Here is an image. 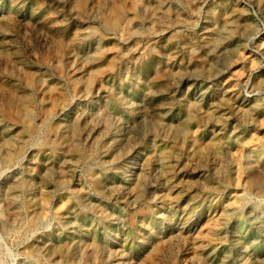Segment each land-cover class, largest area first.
<instances>
[{"label": "rangeland", "instance_id": "1", "mask_svg": "<svg viewBox=\"0 0 264 264\" xmlns=\"http://www.w3.org/2000/svg\"><path fill=\"white\" fill-rule=\"evenodd\" d=\"M0 264H264V0H0Z\"/></svg>", "mask_w": 264, "mask_h": 264}, {"label": "bare ground", "instance_id": "2", "mask_svg": "<svg viewBox=\"0 0 264 264\" xmlns=\"http://www.w3.org/2000/svg\"><path fill=\"white\" fill-rule=\"evenodd\" d=\"M49 166H51V165H49ZM183 234V233H182ZM183 236V235H182ZM192 239V238H191ZM188 240H189V238H188Z\"/></svg>", "mask_w": 264, "mask_h": 264}]
</instances>
